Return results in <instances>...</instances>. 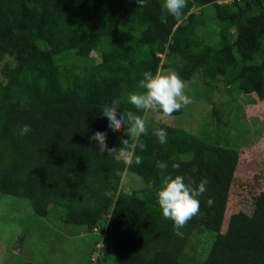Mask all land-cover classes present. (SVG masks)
Instances as JSON below:
<instances>
[{"label": "trees", "instance_id": "obj_1", "mask_svg": "<svg viewBox=\"0 0 264 264\" xmlns=\"http://www.w3.org/2000/svg\"><path fill=\"white\" fill-rule=\"evenodd\" d=\"M219 1L188 0L179 22L169 16L162 24L163 0H148L143 6L148 19L136 38L130 36L140 49L126 60L112 55L129 39L124 33L119 38L118 26L108 28L100 9L104 0L94 3L101 24L89 25L90 49L82 54L72 32L85 18L78 0H0V62L5 60L0 192L28 199L39 216L55 210L66 224L99 228L101 256H113L119 264H264V246L250 249L241 241L244 231L239 236L222 231L224 223L238 224L236 214L228 218V202L240 150L264 130V119L246 116L248 104L264 102V0ZM123 3L113 1L111 7L121 10ZM210 6L215 13L208 17ZM199 27L207 28L203 36ZM170 68L185 81L197 80L202 93L195 94L211 103L209 127L198 134L154 122L128 103L129 93L142 91L138 83L145 71ZM75 87L84 94L73 115L64 111L56 92ZM114 98L122 101L120 111L145 118L148 134L137 141L144 148L135 150L143 158L140 165L125 166L90 140L95 132H105L109 148L119 149L120 137L128 138L113 132L102 115V105ZM25 124L31 131L21 135ZM157 128L168 132L164 145L152 134ZM193 166L199 170L193 172ZM178 174L186 182L189 176L197 184L209 182L199 213L182 236L162 216L156 196L163 180ZM123 176L136 177L140 185L124 191ZM208 196L214 199L211 206L205 203Z\"/></svg>", "mask_w": 264, "mask_h": 264}, {"label": "rangeland", "instance_id": "obj_2", "mask_svg": "<svg viewBox=\"0 0 264 264\" xmlns=\"http://www.w3.org/2000/svg\"><path fill=\"white\" fill-rule=\"evenodd\" d=\"M113 1L117 0H104L100 8L104 14V21L107 20L108 28L118 26L119 38L121 33H124V40L129 39V41L127 47L118 48L115 53L111 54L118 58L131 60L137 55L140 45L130 36L135 38L138 36L148 16L137 0H123L121 10L120 7H111ZM95 2L96 0H78L85 18L76 21L72 32L78 48L77 53L80 54H82L80 50L88 52L90 49L88 44L91 43L87 41L89 25L95 20V24H101L94 8ZM206 13L208 17L212 16L215 13L213 6L208 7ZM110 30H107L102 37L106 36ZM206 30V27H199V35L203 36ZM108 52L109 56L110 51ZM94 56L98 58L95 52ZM4 62L5 60L0 62V79ZM61 80L64 82V76ZM183 81L185 82V94L190 102L183 107L181 113L171 117H162L149 112L146 116L152 118L154 122H167L198 134L204 127H209L207 126V123L209 124L207 111L211 103L206 99L198 98L195 94L199 89L197 80ZM57 82L58 80L55 85L58 84ZM58 89L56 95L60 98L64 111L74 115L77 103L84 91L78 87ZM216 92L217 90L213 93ZM246 116L250 118L259 116L264 119V102L248 104ZM252 128L254 133L255 127ZM252 138L251 143L244 145L240 150L228 202V218L236 214L234 218L238 219V224L224 223L222 228L223 232L226 231L233 236H239L244 231L245 236L241 241L250 249L264 246L263 241L259 240L260 238L264 240V229L261 223L264 221V130L259 138L255 136ZM257 175L260 177L257 178ZM121 182L126 192L140 185L136 177L129 179L123 176ZM102 237L104 233L97 227L86 231L75 224H66L59 219L55 210L47 216H39L33 211L28 199L0 192V264H22L24 261L36 264H119L113 256H101Z\"/></svg>", "mask_w": 264, "mask_h": 264}, {"label": "clouds", "instance_id": "obj_3", "mask_svg": "<svg viewBox=\"0 0 264 264\" xmlns=\"http://www.w3.org/2000/svg\"><path fill=\"white\" fill-rule=\"evenodd\" d=\"M234 0H220V3L233 2ZM148 0H137L140 7L144 6ZM188 6V0H163L161 4L160 22L168 23V17L180 21L183 17V9ZM161 70V69H160ZM157 70L155 74L145 71L143 78L138 83V88L142 91H134L128 94V103L136 110L143 113H154L162 117H171L175 112L180 111L190 100L185 94V82L173 69L166 72ZM121 99L114 98L110 104H104L101 112L109 121L108 127L113 131H122L128 138L120 137L122 147L119 149L109 148L107 144V134L97 131L90 137L95 142L100 153H107L117 162H123L125 166L133 163L140 165L143 158L135 155V150L139 147L143 150V144H137L142 135L148 134L145 118L131 110L120 111ZM25 102H21L23 109ZM31 131L29 125L25 124L20 128V134L26 135ZM159 144L164 145L168 140V132L164 128H157L152 133ZM174 169H179L180 164L174 163ZM198 167L193 166L192 171H198ZM208 180L201 179L197 184L194 177L189 176L186 182L184 175L168 176L163 180L156 196L158 205L165 219L172 221L173 231L177 236H182L188 222L198 215L200 210V197L208 191ZM205 203L211 206L214 199L208 196Z\"/></svg>", "mask_w": 264, "mask_h": 264}]
</instances>
